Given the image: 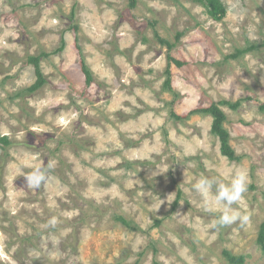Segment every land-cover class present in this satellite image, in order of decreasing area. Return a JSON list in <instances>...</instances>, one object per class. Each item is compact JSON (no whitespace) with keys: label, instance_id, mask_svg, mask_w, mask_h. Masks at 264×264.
<instances>
[{"label":"rangeland","instance_id":"obj_1","mask_svg":"<svg viewBox=\"0 0 264 264\" xmlns=\"http://www.w3.org/2000/svg\"><path fill=\"white\" fill-rule=\"evenodd\" d=\"M222 2L216 22L191 0H0V136L11 141L0 143V264H229L224 250L264 264V0ZM154 30L171 42L182 33L172 54L187 65L171 68L173 108L162 89L168 50ZM63 34L65 50L42 61L48 84L12 99L36 79L26 56L53 51ZM224 100L244 101L222 107L239 162L221 154L211 116L170 118ZM38 164H51V178L28 189L23 173ZM232 164L248 176L233 207L250 219L215 228L220 211H205L192 185Z\"/></svg>","mask_w":264,"mask_h":264},{"label":"trees","instance_id":"obj_2","mask_svg":"<svg viewBox=\"0 0 264 264\" xmlns=\"http://www.w3.org/2000/svg\"><path fill=\"white\" fill-rule=\"evenodd\" d=\"M191 1H194L195 3L203 6L206 9L208 16L216 22H221L227 15L228 10L225 4L222 2V0H191ZM74 14L75 12L72 11V18L74 17ZM152 26H154V24H152ZM71 29L75 31V35L78 34L79 28L77 25L74 24L71 27ZM154 34H155L157 41L163 47H166L168 50L167 51V67L164 72L165 82L163 84L162 89L166 92L171 93L174 97H176L175 101L171 102L170 104L168 103L169 106L173 108L174 104L176 103V99L180 98V94L176 92L173 88V81H172L173 75H172L171 68L174 65L177 68L181 69L187 65L186 62L177 59L172 54L177 43L180 41L182 33L177 34V37H176L177 42H171L170 40L161 37L156 30H154ZM66 46H67V42L65 39V35L63 34L59 46L53 51L51 52L42 51L41 53L37 55H27L26 63L31 65L34 69V74L36 78L35 82L31 86L15 93L12 99H19V98L23 99L26 96L34 95L38 91L42 90L48 84L46 75L43 72L42 61L44 59H48L50 56L62 53L65 50ZM75 48L78 51V56L80 60V69L85 78V86L91 87L95 83V77H94L93 71L91 70L87 62L83 46L80 43V39L78 36H76L75 38ZM257 48L258 46L256 45H250L244 49H237L235 53L228 55L225 58V60L239 59L240 57L248 54L249 52L254 51ZM246 100H251V99L248 98V99H245L244 101ZM244 101L238 100L237 102H233L230 100H224V101H221L219 104L212 103L211 105L207 107L205 106V107L195 108L189 111L185 115H179L172 109L170 113V118L175 121L185 122L186 120L191 119V117L195 115L211 116L213 118L211 132L220 141L221 154L232 162L234 161L239 162L241 160V156L237 155V153L235 152L234 148L231 145V135H230L229 130L225 127L228 117L222 107H228L232 111H237L242 106ZM259 110L260 112H264V103L259 106ZM0 143L2 144V146L6 148H8L11 145V141L8 136H0ZM3 165L4 164L0 165V171L4 167ZM182 196H183V191L180 189L178 190L177 200H175V202L173 203L172 210H171L172 212H174L177 209L179 200L182 198ZM113 219L116 222L121 223L124 227L132 231L140 230V227L138 225H136L133 221H130L124 216L114 214ZM161 224H162V220H156L155 226H160ZM257 242L261 246L262 250L264 251V223L261 225ZM223 256L225 257V259L228 261L229 264H245L246 262L245 256L234 255L228 250L223 251ZM115 264H119V263H115Z\"/></svg>","mask_w":264,"mask_h":264},{"label":"clouds","instance_id":"obj_3","mask_svg":"<svg viewBox=\"0 0 264 264\" xmlns=\"http://www.w3.org/2000/svg\"><path fill=\"white\" fill-rule=\"evenodd\" d=\"M51 167V164H38L33 166L31 171L23 173L27 188L39 190L46 186L51 178ZM192 189L202 196L205 211H220L213 227L222 228L235 223L243 226L249 222L248 214L233 207L243 200L248 189L247 173L235 164L219 168L215 177L209 178L201 174L200 178L192 185ZM57 222V218L52 217L46 226H55Z\"/></svg>","mask_w":264,"mask_h":264}]
</instances>
